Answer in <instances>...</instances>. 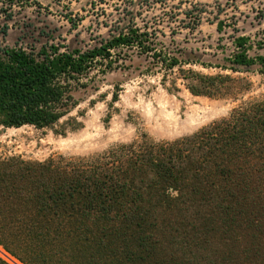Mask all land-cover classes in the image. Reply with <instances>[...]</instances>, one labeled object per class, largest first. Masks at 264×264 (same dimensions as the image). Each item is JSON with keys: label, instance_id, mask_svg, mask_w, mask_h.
I'll return each mask as SVG.
<instances>
[{"label": "trees", "instance_id": "trees-1", "mask_svg": "<svg viewBox=\"0 0 264 264\" xmlns=\"http://www.w3.org/2000/svg\"><path fill=\"white\" fill-rule=\"evenodd\" d=\"M216 28L221 31V21ZM143 29L133 24L86 49H4L0 126L56 123L77 104L76 92L88 87L86 76L115 68L117 50L138 48L169 69L178 65L177 56L148 40L156 27ZM234 46L231 71L255 66L264 73V55L249 54L248 37H236ZM195 80L189 91L207 96L227 92L234 81L199 74ZM263 207L264 100L243 103L173 142H132L77 159L31 161L0 153V245L23 264H194L177 261L170 248L175 238L195 250L183 254L194 255L203 247L199 237L220 232L240 242L241 227L256 244L236 257L234 245L228 263L256 264ZM0 264L10 263L0 257Z\"/></svg>", "mask_w": 264, "mask_h": 264}, {"label": "rangeland", "instance_id": "rangeland-1", "mask_svg": "<svg viewBox=\"0 0 264 264\" xmlns=\"http://www.w3.org/2000/svg\"><path fill=\"white\" fill-rule=\"evenodd\" d=\"M222 22L221 31L216 23ZM136 24L149 32L157 48L178 57L172 69L138 48L117 50L110 71L95 70L76 92L77 104L56 123L46 127L0 126V153L25 160L90 158L118 145L173 142L189 137L248 101L264 100V73L231 71L234 39L246 36L249 54L264 55V0H0V55L6 48L37 53L44 46L86 49ZM125 28V29H124ZM223 66V67H220ZM228 76L234 81L219 95H194L189 84L195 75ZM264 225V207L258 211ZM260 222V221H259ZM241 227L240 242L220 232L199 237L203 247L183 254L181 238L168 246L181 259L196 264H229L242 248L254 242ZM255 239L256 264H264V230ZM167 233L165 242L170 240ZM249 240V241H247ZM206 241V242H204ZM170 247V248H169ZM234 252V251H233ZM0 257L23 264L0 245ZM238 258L236 264L244 263ZM249 261V260H248ZM248 264L247 262H245Z\"/></svg>", "mask_w": 264, "mask_h": 264}]
</instances>
